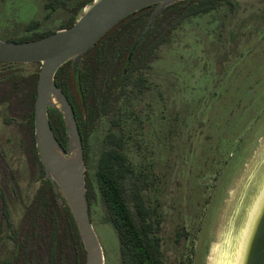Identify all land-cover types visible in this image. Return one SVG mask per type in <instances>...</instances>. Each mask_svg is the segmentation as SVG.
Returning a JSON list of instances; mask_svg holds the SVG:
<instances>
[{
	"label": "rangeland",
	"instance_id": "374dc122",
	"mask_svg": "<svg viewBox=\"0 0 264 264\" xmlns=\"http://www.w3.org/2000/svg\"><path fill=\"white\" fill-rule=\"evenodd\" d=\"M49 1L0 0V39L23 36L26 21L33 17H26V11L36 10L31 11L43 19ZM67 1L73 6L78 0ZM233 2L234 8L223 4L175 31L146 73L149 89L143 94L129 90L122 98L115 115L121 127H112L113 117H105L89 138L86 176L96 186L107 132L125 135L134 169L129 182L142 187L148 206L160 215L165 264H210L232 194H245L247 167L264 140V0ZM69 16L60 8L43 21L41 30H57ZM19 69L32 75L40 68L30 64ZM18 135L16 123L0 128L5 160L23 197L11 209L13 226L3 233L8 245L0 249L2 259L9 256V237L40 185L32 180ZM90 214L105 264H123L118 236L100 197L92 202ZM181 225L188 236L178 243Z\"/></svg>",
	"mask_w": 264,
	"mask_h": 264
},
{
	"label": "trees",
	"instance_id": "16d2710c",
	"mask_svg": "<svg viewBox=\"0 0 264 264\" xmlns=\"http://www.w3.org/2000/svg\"><path fill=\"white\" fill-rule=\"evenodd\" d=\"M94 1L82 0L70 9L72 16L62 29L72 27L83 10ZM222 3L233 5L232 0H190L168 7L128 62L130 51L152 11L151 7L144 8L121 21L87 51L77 73L72 62L61 67L56 75V84L72 104L80 127L85 126L86 138L97 127L101 117L115 111L118 101L127 92V84L134 82L139 85L144 80L141 71L149 66L154 50L164 44L174 30L187 18L210 13ZM63 6L67 7V3ZM38 24H30L28 29L33 30ZM53 33L47 31L9 41H33ZM9 65L16 70L7 76L8 86L21 88L23 97H29L24 103V111L32 114L31 126L34 128L39 70L29 76L17 75L19 68L27 65ZM82 95L86 99L85 106ZM49 117L57 139L65 143L67 136L61 113L50 110ZM108 140L111 147L104 150L98 160L97 185L94 186L88 178L86 180L89 210L91 212L92 202L100 197L116 229L123 264H165L159 236L160 219L155 209L147 205L142 187L135 182L130 185L134 169L123 151L122 138L111 132ZM63 147L67 149L65 145ZM84 147L86 158L88 148L87 145ZM43 174L42 171L41 177ZM5 221L12 224L8 204L0 207V225ZM20 225L9 237L15 242L14 248L8 249V258L0 264H85L86 253L73 215L68 206H60L50 182H47L45 193L43 190V194H39L30 214L25 213ZM184 230L183 234L179 232L180 237L186 235ZM3 233L0 228V240L4 239Z\"/></svg>",
	"mask_w": 264,
	"mask_h": 264
},
{
	"label": "water",
	"instance_id": "95a60500",
	"mask_svg": "<svg viewBox=\"0 0 264 264\" xmlns=\"http://www.w3.org/2000/svg\"><path fill=\"white\" fill-rule=\"evenodd\" d=\"M182 1L190 0H95L83 10L70 28L27 42L0 39V62L40 64L35 102L37 150L44 168L45 180L52 185L60 206H68L73 215L86 253L85 264H105V255L90 216L85 155L78 123L72 104L56 84V75L61 67L69 62H72L77 73L87 51L110 30L130 15L154 6L141 36L137 39L133 49L135 50L160 13ZM50 110H58L62 115L67 149L59 142L51 127ZM250 192L245 196L246 200ZM243 214L241 211L234 218L237 226L242 224ZM236 264H264V180L244 219Z\"/></svg>",
	"mask_w": 264,
	"mask_h": 264
},
{
	"label": "flooded vegetation",
	"instance_id": "af4514ba",
	"mask_svg": "<svg viewBox=\"0 0 264 264\" xmlns=\"http://www.w3.org/2000/svg\"><path fill=\"white\" fill-rule=\"evenodd\" d=\"M80 1H82V0L76 1L75 2L76 4L71 6L69 4L70 2H68L67 0H50L48 3H45L44 6H43L44 7V11L46 12L45 17L43 19L36 18V16L34 15L36 13L32 12V11H36V10L28 9V11H26V12H29V13L26 15V17L30 16V14L33 17L29 21H26L27 25H26V28H25V34L23 36H21V37L10 38V40H12V39H21V38H30V37L34 36L35 34H40V33L47 32V31H52V32L56 33L58 31L62 30L63 26L67 23V21L72 16V13L70 12V9L74 8L77 5V3H79ZM232 2H233V0H232ZM64 3H67V7L63 6ZM223 4H229V3H222L221 5H223ZM221 5H219L218 8ZM230 6H232L234 8L235 7L234 2H233V5H230ZM24 7H25V9L28 8L27 6H24ZM33 8H35V6ZM60 8L64 9V10H67L70 13V16L67 19V21L63 25H61V27L59 29H57V30H41V28L43 27V23H44L43 21L45 19L46 20L51 19V17L53 16L54 12H56ZM151 8L153 10L154 6H151ZM166 9H164L160 13V15ZM210 13H212V11ZM210 13L200 14V15H197V16H192V17L187 18L176 30H174L172 32V34L175 31L179 30L189 19L199 18L201 16L209 15ZM252 16H254V15H252ZM158 17H157V19H158ZM249 17H251V16H249ZM256 18L260 19V18L254 16V19H256ZM33 23H35L36 25H37V23H39V24L33 30H29L28 26L30 24H33ZM146 24H147V21H146ZM146 24H145V26H146ZM154 25H155V23H154ZM145 26H144V28H145ZM153 26H152V28H153ZM258 26L262 27L263 25L261 26V23L260 24L258 23ZM144 28H143V30H144ZM152 28H151V30H152ZM143 30H142V32H143ZM150 31L148 32V34L150 33ZM142 32L137 37V39L141 36ZM148 34L136 46L135 50H133L135 45H136V42H137V39H136V41H135V43H134V45H133V47H132V49L130 51V54H129V57H128V62H130L132 60V57L135 54L138 46L145 40V38L148 36ZM172 34H170L169 38L171 37ZM169 38H168V40H169ZM164 44H162V45H164ZM160 47L154 50V56H153V59L148 64L149 66H147L145 69H143L141 71L142 75L144 77V80H142L139 85H135L134 82H129L127 84L128 86L126 88L127 92L118 101L115 111H113L111 114H108L106 116L101 117L99 123L105 117H113L112 118V127H114V128L121 127L120 126V119L115 116L119 112L121 100H122V98L124 96H126L128 94L129 90H135L139 94H143L149 89V87H148V79H147L148 77H146V73L151 70L150 68H151L152 64L158 60L157 51L160 49ZM234 56H236V55H234ZM38 65L40 66V64H38ZM225 65H226V63H224V66ZM0 67L2 68V69H0V128L3 125L5 127L8 124L9 125L14 124V123L17 124V129H18V132H19V135L17 136V138L19 140V146L22 149L24 158L27 159L26 162L28 163V165H30L31 174H32V180L34 181V184L35 183H40L39 188L37 189L35 195L33 196L30 204L24 207V214H23V217H22V220H23L25 213H27V214L29 213L30 214V211L32 210L33 204L36 202V200H38L39 194H43V190H44V193H45V188L47 187V182H49V181L45 180V174H43V177H41L42 171L44 172V168H43L42 162L40 160V157H39V154H38V150H37V145H36L35 108H34V123H33L34 128H33L31 126L32 114L28 113L27 111L26 112L24 111L25 110L24 103H26L25 101H27L29 99V97H27V96L23 97V90L21 88L17 89V88H13V87H9L8 86L7 76L9 75V73L11 71L13 72V70H16V69L13 68L8 63H3V62H0ZM137 74H139V73H136V75ZM17 75H23V74L20 71H18ZM24 76H29V75H24ZM119 84H120V81L118 82V85ZM29 90H30V88H29ZM30 91L32 92V89ZM118 91H120V88L118 89ZM19 93H21V94H19ZM82 96H83L82 97L83 106H85V104H86L85 100L86 99H85L84 95H82ZM34 107H35V104H34ZM7 113H8L9 117L6 116ZM75 117H76V115H75ZM76 120H77V118H76ZM50 123H51V121H50ZM77 123H78V121H77ZM99 123L97 124V127H98ZM97 127L93 130V132L97 129ZM78 128H79V132H80V136H81V140H82L83 149H85V147H84L85 145H87V148H88L89 138H90V136L92 135L93 132L90 134L89 138H86V135H87L86 133L87 132L85 130V126L80 127V125L78 123ZM111 132L122 138L123 151L126 153V149H125L126 137H125V135L124 134H119V133H117L114 130H110L106 134V143L108 144V148L111 147V144L109 143V140H108V135ZM63 145H65L67 147V141L65 143H63L62 146ZM2 146L3 145L0 144V207H2V205L4 206L5 204L9 205L10 220H11V209H12L13 205L14 204L23 203V197H22V192H21V188H20V185L18 183L17 177L13 173L11 167L9 166V164L5 160V155L3 153L5 151V148L2 147ZM108 148H106V149H108ZM88 151H89V149H88ZM84 155H85V150H84ZM127 157H128V155H127ZM86 160H87V157L85 158V162H86ZM128 160H129V158H128ZM129 163H130V160H129ZM86 180H87V176H86ZM129 181H130V179H129ZM143 196H144V194H143ZM146 203H147V201H146ZM154 209L156 211V208H154ZM156 215L160 219V215L159 214H156ZM11 222H12V220H11ZM20 224L18 225V227L14 231H16L17 229L20 228V226H21ZM0 226H1L0 228H2V231L6 232V230H8L9 228H11L13 226V223L12 224H8L5 221L4 225H0ZM182 227H184V229H185V226L181 225L179 231L177 232L176 242H178V243H179V239H181V238H183L185 236H188V233L185 231L186 229L184 230ZM114 230L116 232L115 228H114ZM183 230H184V233H186V235L185 236L182 235L180 237L179 232L181 233V232H183ZM14 231L12 232V234L14 233ZM160 231H161V219H160ZM116 234H117V232H116ZM181 234H183V233H181ZM1 235L3 236V234H1ZM159 236H160V232H159ZM160 238L162 239L161 236H160ZM9 240H10V242L13 245L12 248H14V246H15L14 240H12L10 238H9ZM4 244L6 246L8 245L7 242H6V239L0 240V249L2 248V246ZM162 246H163V244H162ZM120 254H121V252H120ZM0 257H2L1 254H0ZM6 258H8V257H6ZM6 258H4V259L0 258V262L5 260ZM164 263H165V261H164Z\"/></svg>",
	"mask_w": 264,
	"mask_h": 264
},
{
	"label": "bare ground",
	"instance_id": "6f19581e",
	"mask_svg": "<svg viewBox=\"0 0 264 264\" xmlns=\"http://www.w3.org/2000/svg\"><path fill=\"white\" fill-rule=\"evenodd\" d=\"M256 154L252 163L247 167L248 170L243 180L242 185L245 188V194L243 195L242 192H239L238 196H235V193L232 194L233 200L226 211L219 239L213 246L210 264H236V255L244 229V219L248 215L256 193L264 180V140ZM249 191L251 192L248 200H246L245 196L247 197ZM245 203H247L246 206ZM241 211L244 213L243 222L237 226L234 218Z\"/></svg>",
	"mask_w": 264,
	"mask_h": 264
}]
</instances>
